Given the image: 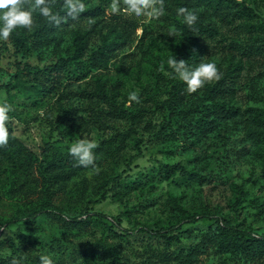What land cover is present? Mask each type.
Masks as SVG:
<instances>
[{
	"label": "rangeland",
	"instance_id": "1",
	"mask_svg": "<svg viewBox=\"0 0 264 264\" xmlns=\"http://www.w3.org/2000/svg\"><path fill=\"white\" fill-rule=\"evenodd\" d=\"M177 1L164 0L165 14L143 21L113 13L112 0H84L86 8L75 19L66 15L64 0H46L61 18L59 25L36 9L31 30L0 39V85L9 86L0 90V103L12 106L6 122L23 148L0 146V216L9 219L18 207L45 195L36 166L19 169L17 163L28 154L40 156L50 143L54 161L70 170V145L87 139L97 144V171L80 169L52 179V206L62 219L81 221L88 214L94 223L102 214L114 226L105 237L100 225L67 228L51 217L17 224L0 237V264H23L11 241L34 257L81 264L103 237L118 249L121 264H264L217 252L214 219L188 222L192 215L210 213L264 236V138L257 119L264 110V0H237L255 10L254 20L228 24L212 16L220 34L200 41L206 48L194 63L181 40L168 37ZM23 3L32 8L35 0ZM42 27L41 41L17 50L15 34L32 38ZM174 55L190 66L215 62L220 79L189 94L169 74L167 59ZM59 59H66V66L51 75L35 78L21 70L28 63L43 69ZM214 85L224 90L210 97L207 89ZM179 88L184 97L171 108L168 101ZM132 91L139 102H129ZM121 108L135 119L122 116ZM202 118L213 121L211 130ZM176 164L199 178L167 177L164 166ZM115 165L121 180L100 189V175ZM173 225L179 241L170 247L147 232ZM95 255L90 264H114Z\"/></svg>",
	"mask_w": 264,
	"mask_h": 264
},
{
	"label": "trees",
	"instance_id": "2",
	"mask_svg": "<svg viewBox=\"0 0 264 264\" xmlns=\"http://www.w3.org/2000/svg\"><path fill=\"white\" fill-rule=\"evenodd\" d=\"M175 24L173 32L176 33V36L181 40L185 48L187 49V53L189 57H191L192 62H197L196 56L197 53L204 52L205 46L200 44L203 38L214 39L216 36H219L220 30L217 25L212 21V16H218L222 22L231 24L236 19H248L254 20L259 18L258 14L255 10L247 4L245 1L238 2L237 0H178L175 4ZM179 7H187L193 11H195L198 15V21L193 27H188L182 20L181 17L177 15V9ZM264 28V19L261 23ZM50 29V28H47ZM44 28H39L36 30L35 34L32 38H28L23 32L17 33L13 36L15 46L17 50H28L30 47L35 46L38 42L41 41L39 34L44 32ZM184 60L185 57H181L179 60ZM66 59H59L56 64L46 66L43 69H40L37 66H33L28 63L25 65L24 69L29 74H33L35 78H38L40 73H44L47 75H51L54 71H59L65 68ZM48 81V78H45ZM182 87V86H179ZM33 88V87H32ZM6 89L9 90L8 85H0V90ZM223 88L220 85H214L212 87H208L207 93L210 97H214L216 94L223 92ZM182 91L179 88L178 92L173 94L171 99L168 101L169 107L175 108L181 104L183 95H181ZM122 116L126 118L135 119V114L127 109H117ZM257 119L261 123L263 127L262 136L264 138V110L260 111L257 114ZM202 126L204 128L211 130V126H213V121H209L208 119L202 118ZM6 126L9 130V142L7 145L16 148L17 151L23 150L22 145L19 144L18 140L14 137H11V128L7 122ZM55 147L50 143H46L44 147L40 151V156L29 155L26 157L24 162L17 163L19 169H25L28 166L34 165L36 166L40 177L43 181L44 192L45 195L36 203H29L24 207H18L15 213L9 218L6 219L3 216H0V237L5 235L12 226L21 224V223H32L37 220L45 217H51L59 220L63 223V225L67 228L81 227L88 229L93 224L100 225L103 229V234L105 237L108 233L113 234V225H109L107 223L108 217L106 215L97 214L96 220L93 223L91 216L86 214V218L84 220L78 221V218L73 219H62L57 216L54 212V207L52 206V194L50 192L52 179L56 178H67L70 177L76 170L83 169L78 166L77 161L74 157L67 158V162L70 163L71 169L66 170L64 168L63 163H56L52 158L54 156ZM112 159H114L112 157ZM111 173L100 175L101 182L99 184L100 189H106V184L110 182H118L121 180L122 175H120L117 171L116 165L111 169ZM50 171L54 172V175L50 174ZM164 171L167 177H173L178 175L183 179H197L199 176L196 173H193L187 170L181 164L176 165H165ZM105 198V197H103ZM188 222L191 224H195L199 221H204L207 219H214L217 222V236L213 241V245L216 248V251L219 253L230 254V255H241L246 259L251 260L253 263L263 262L264 261V236L257 235L255 233H251L245 229H241L237 225L232 224L227 219L216 218L210 213L192 215L189 217ZM114 224L120 226L119 220L115 219L111 220ZM82 225V226H80ZM178 226H169L166 228H161L156 231L148 230L147 232H152L158 239L162 240L167 247H170L172 244L177 243L179 239L177 235L173 233L177 230ZM11 241V239H10ZM11 247L19 254L18 259L23 264H41L40 258L37 256H33L28 253L21 247V245H16L14 241H11ZM90 248H92V254L85 255L83 258V263L87 264L91 262V258L97 256L95 253H100L102 256H106L111 258V262L114 264H121V257L119 255L118 249L106 239L101 238L97 244H93ZM185 262H192L190 257L184 258ZM53 264H63L58 258L53 260ZM191 264V263H190Z\"/></svg>",
	"mask_w": 264,
	"mask_h": 264
},
{
	"label": "clouds",
	"instance_id": "3",
	"mask_svg": "<svg viewBox=\"0 0 264 264\" xmlns=\"http://www.w3.org/2000/svg\"><path fill=\"white\" fill-rule=\"evenodd\" d=\"M66 15L77 18L84 12L86 4L84 0H64ZM113 13L123 11L126 15L143 21L158 19L165 14L164 0H112L110 5ZM49 21L59 25L61 18L46 3V0H35L32 8L25 7L23 0H0V39L7 40L19 29L31 30L34 24V10ZM177 15L182 18L188 27H193L198 21L195 11L187 7H179ZM168 37H175V32H170ZM169 74L182 81L189 94L196 93L205 84L220 79V72L215 62L202 60L196 66H190L188 61L177 60L174 56L167 59ZM139 102V96L135 91L129 93V102ZM12 106L8 103H0V146L9 142V130L6 121ZM97 144L87 139H79L72 143L69 153L76 159L79 167L96 172L94 152ZM41 264H53L49 256L40 257Z\"/></svg>",
	"mask_w": 264,
	"mask_h": 264
}]
</instances>
